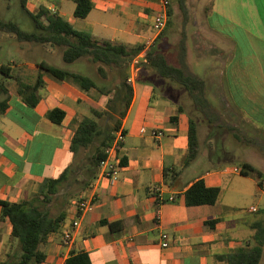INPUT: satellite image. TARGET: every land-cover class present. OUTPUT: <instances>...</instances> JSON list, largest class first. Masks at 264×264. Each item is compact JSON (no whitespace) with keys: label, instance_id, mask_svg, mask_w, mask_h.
I'll return each instance as SVG.
<instances>
[{"label":"crops","instance_id":"1","mask_svg":"<svg viewBox=\"0 0 264 264\" xmlns=\"http://www.w3.org/2000/svg\"><path fill=\"white\" fill-rule=\"evenodd\" d=\"M188 1L179 13L183 20L196 19V40L187 34L179 44L172 42L158 52H163L171 65L186 68L204 80L206 101L197 104L185 87L169 78L162 77L164 90H157L158 79L144 70L150 65L145 66L122 119L126 139L117 182L112 184L98 174L84 190L89 168L70 177L56 201L64 204L67 217L43 246L47 259L42 264H66L72 252L88 253L93 264H226L221 256L256 244L254 226L264 223V214L252 207L246 212L259 217L248 219L234 211L238 205L232 198H226L233 193L243 202L252 195L247 181L253 179L264 199V186L241 174L244 163L264 173V158L253 149L255 145L264 150V0H200L210 5L193 12L187 10ZM92 2L93 10L85 19L74 16L75 0L38 2L34 12L45 7L79 32L136 47L145 46L154 37L155 15L164 5V0ZM189 25V21L183 22L182 28ZM193 46L196 53L191 54ZM16 49L20 53L11 51V61L0 65V69L5 67L0 70V201L20 203L38 201L44 180L60 177L74 164L70 146L79 122L92 117L93 109L106 110L109 97L96 89L87 92L71 82L58 81L40 69L43 62L56 67V56L64 60L61 47ZM73 63L80 69L70 72L92 78L100 88L114 85L113 76L99 74V63L87 57ZM82 68L87 71L83 73ZM40 73L44 84L38 91L37 105L31 107L20 96L19 83L35 86ZM56 108L66 113L61 125L47 116ZM194 113L205 122L198 126L200 154L187 165ZM153 130L162 131L163 136L155 138ZM203 131L208 132L211 150H206ZM224 132L232 133L234 150L223 145ZM223 157L228 161L223 162ZM232 157L240 165L232 166ZM201 179L208 187L222 189L219 202L189 207L185 193ZM156 189H161L165 199L175 196V202L158 206ZM92 195L94 210L84 214L80 227L74 229L78 202ZM253 208L257 211L252 212ZM2 211L0 205V260L12 255L18 244L12 223L9 218L2 219ZM211 221L216 223L208 226ZM105 222L115 224V229ZM68 232L73 235L70 243L65 241ZM163 234L169 236L167 248L162 246ZM263 261L264 256L261 264Z\"/></svg>","mask_w":264,"mask_h":264},{"label":"trees","instance_id":"2","mask_svg":"<svg viewBox=\"0 0 264 264\" xmlns=\"http://www.w3.org/2000/svg\"><path fill=\"white\" fill-rule=\"evenodd\" d=\"M186 0H180V6L184 8ZM29 0H21L22 8L28 13L34 22L36 30L26 32L13 21H6L0 15V31L14 34L19 42L36 44H50L63 49V57L67 63L87 57L94 63H99V74L107 76L105 66L113 68L116 72L114 85L108 89L100 88L98 84L89 77L72 73L70 71L51 66L45 62L40 64V69L58 81H68L84 91L96 89L101 94L109 97L106 110H92V117L83 118L71 141V152L74 154V164L68 167L58 178L45 179L39 188L38 201H22L13 203L0 201L3 208L2 219L9 218L13 226V238L17 240V248L12 255H7L0 260V264H42L47 259L43 249L48 243L50 235L57 233L67 217L64 207L60 212L54 214L52 208H59L56 202L62 187L69 181L70 177L83 168H89L88 180L84 183V190L91 187L99 172L102 161L107 158V150L114 140V133L122 129V119L125 118L134 97V87L127 82L129 62L137 56L143 46L130 47L122 43L109 40H100L86 32H79L62 16L42 7L39 12L33 13L28 8ZM76 9L74 16L85 19L93 10L92 0H75ZM173 9H169V24ZM150 66L161 77L169 78L190 93L197 104H203L205 82L197 75L189 74L183 67L171 65L163 52H149ZM2 72L5 67L0 69ZM43 73L38 75L35 86H27L19 83V94L26 104L35 107L39 101L38 91L44 84ZM5 110L8 108L4 102ZM4 110V111H5ZM48 118L55 124L61 125L66 113L59 109L50 110ZM207 116V115H206ZM102 121L105 123L102 125ZM113 122V125L110 124ZM213 122V121H212ZM213 123H220L219 121ZM200 154V141L197 123L192 119L189 129V152L186 164L195 161ZM85 159V161H84ZM241 174L252 176L258 181L260 187L264 186V173L251 164L242 165ZM222 189L219 187H208L203 179L196 181L185 193L187 206H214L219 202ZM56 202V203H55ZM61 206V205H60ZM216 221L208 222L211 226ZM112 230L115 224L105 222ZM254 246L246 245L221 256L226 264H260L264 256V223L255 226ZM66 264H93L90 255L86 252H72Z\"/></svg>","mask_w":264,"mask_h":264},{"label":"rangeland","instance_id":"3","mask_svg":"<svg viewBox=\"0 0 264 264\" xmlns=\"http://www.w3.org/2000/svg\"><path fill=\"white\" fill-rule=\"evenodd\" d=\"M38 2L40 3H45L46 0H39ZM38 2L36 0H31L29 4V10L33 13L35 10V7H37ZM204 6H209L210 4L207 2L202 3L200 0H189L187 3V10L193 12L197 10L203 9ZM173 9L175 12L173 16L171 17L172 24L170 25V28L166 30L161 34L162 39L160 40L159 43H157L155 46H153V51H159V50H164L166 46H170L172 42H177L179 44L180 40L183 39V37H187L186 35L189 34V39L190 40H196V34L195 29L193 28V24L196 21L195 18H192L191 20H183L181 19L180 11L183 10L182 7L180 6V0H169V9ZM0 15L1 17L6 20V21H13L16 24H18L22 30L26 32H34L36 30L35 25L31 17L28 15V13L22 8L21 5V0H0ZM189 21L191 25H189L186 28H182V23ZM184 30V31H183ZM166 32V33H165ZM183 34V35H182ZM17 46H52L50 44H36V43H28V42H19L14 34L11 33H6L0 31V65L1 64H8L11 61V58L14 57V55L11 54V51L17 55L20 52L16 49ZM178 46V45H177ZM16 49V50H14ZM191 51V54L196 53L194 50H196V46H193ZM54 63L56 64V67L60 69H64L67 71H73V70H79L80 68L77 67L76 64L74 63H67L63 59H61L59 56H56L54 59ZM107 69V72L110 76H116V72L113 68L109 66H105ZM202 68H197V70H201ZM144 70H149V74L154 76L155 79L157 80L156 84V89L157 90H164V79L155 71L153 68L147 67ZM80 71L84 73V68H82ZM90 73V72H87ZM142 88V86H140ZM228 115V114H227ZM193 120L197 123V126L201 125L202 122H205L204 117L199 115V114H192L191 116ZM105 122L102 121V125ZM110 124L113 125V122ZM203 126V125H202ZM204 126H208L207 124H204ZM202 140L206 145V150H211V144L208 141V132L203 131L202 132ZM223 145L226 147V149H231L234 150V146L232 145L233 143V137L232 133L230 132H224V134L221 136ZM204 145V144H203ZM254 149V154H257L260 157L264 158V150L262 151L259 146L253 147ZM218 156V155H217ZM224 158V157H223ZM222 161H228L227 159H222ZM232 157V166L234 165H240L239 161H234ZM260 165V164H259ZM234 176H232V179ZM247 187L252 191V195L247 197L243 202H240L238 200V197L233 195L232 197L228 194L226 199H231L232 198V203H235L238 205L235 208V212L237 214H243L242 216L247 217L248 219H255L256 217H259V214H249L246 212L247 210L251 209L252 207H257L260 208L261 214H264V199L261 198V193L257 189V186L255 185L253 179H250V181H247ZM63 198L62 196L60 199ZM59 204V208H52V212L54 214H57L60 212V208L64 207L60 206L61 203ZM247 213V214H246ZM246 214V215H245ZM262 263V262H261ZM260 263V264H261ZM264 264V261H263Z\"/></svg>","mask_w":264,"mask_h":264},{"label":"built area","instance_id":"4","mask_svg":"<svg viewBox=\"0 0 264 264\" xmlns=\"http://www.w3.org/2000/svg\"><path fill=\"white\" fill-rule=\"evenodd\" d=\"M169 0H164L163 8L155 15L154 21V37L148 41V43L143 46V50L132 60L128 65V80L127 82L134 86L140 72L145 66H149L151 60L149 58V52L153 48V45L157 41V39L161 36V34L166 30L169 24ZM146 129L143 128L142 132H145ZM152 135L155 138H159L163 136L162 131L153 130ZM126 134L123 129L114 133V140L111 147L107 150V158L101 162L99 167V176L108 178L112 184H115L118 180L121 168H122V158L120 156V152L122 146L125 143ZM235 171H239V169H235ZM154 196L157 200L158 206H162L167 202H175V196H171L168 199H165L162 195L161 189H156L154 192ZM77 210L79 216L73 223V228L78 229L81 224V218L84 214L92 212L95 208V196L92 195L89 198H84L80 200L77 204ZM255 208L252 209V212H256ZM162 238V246L167 248L169 246V236L167 234H163ZM73 240L72 232H68L65 234V241L70 243ZM63 264V263H61Z\"/></svg>","mask_w":264,"mask_h":264}]
</instances>
